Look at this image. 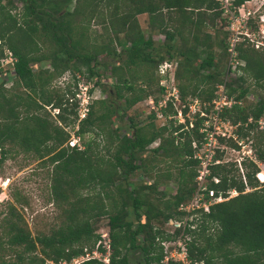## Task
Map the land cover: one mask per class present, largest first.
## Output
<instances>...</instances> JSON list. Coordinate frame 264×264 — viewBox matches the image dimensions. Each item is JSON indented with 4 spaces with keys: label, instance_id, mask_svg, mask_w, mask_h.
I'll return each instance as SVG.
<instances>
[{
    "label": "trees",
    "instance_id": "16d2710c",
    "mask_svg": "<svg viewBox=\"0 0 264 264\" xmlns=\"http://www.w3.org/2000/svg\"><path fill=\"white\" fill-rule=\"evenodd\" d=\"M19 1V14H11L10 8H5L0 0V58L6 56L4 49L13 57L12 64L9 63L10 76L9 71L5 72L10 85L5 87L0 76V163L12 149L37 158L46 157L51 164L50 194L66 206L61 224L49 233L31 234L15 204L5 201L0 212V264H42L44 259H69L95 241L93 223L101 216L107 217L110 264H128L127 252L137 250L142 253V264H160L163 254L158 239H169L179 233L180 227L173 229V236L165 232L166 222L182 219L185 211L178 206L191 198L195 188L197 160L191 157L190 141L201 135L196 127L176 131L181 124L174 126L171 119H165L162 125L155 124L153 113L147 115L145 123L139 124L127 110L153 92L150 87L152 83L156 85L152 73L157 63L173 59L181 100L190 96L209 102L216 84L223 83L226 97L233 102L222 108L220 117L240 125L238 133H242V124H246V130L256 128V120L264 116V61L259 55L251 54L255 50L243 49L241 42L237 43L236 57L243 65L233 68H239L241 74L231 79H216L220 75L221 57L227 61L225 75L229 69L233 71L228 64L226 36L223 34L212 42L209 32H200L205 22L199 11L209 13V26L213 27V19L222 11L216 0ZM245 1L248 0H231V5L237 8ZM99 8L106 9L99 23L107 40L85 51L80 39L74 36L76 27L79 29L82 22L87 25L95 16L99 18ZM139 14L146 15L149 29L163 35L164 40L158 46H153L150 36L141 30ZM73 17H77V22ZM40 36L49 39L53 48L40 54L39 59L48 60L56 76L72 60L84 66L87 77H99L98 69L106 62L98 56L104 54L110 58L112 90L105 99L94 102L95 108L90 104L86 116L77 123L75 106L68 103L73 92L66 88L60 94L49 89L52 72L34 73L30 67V62L37 60L32 54L40 50L37 42ZM83 36L79 32V37ZM213 44L219 48L218 57ZM78 64L69 68L72 76L74 72L81 73ZM137 79L146 87H135ZM250 86L259 92L253 102L243 104L241 99ZM156 92L161 97L158 85ZM45 106L57 108L55 119L49 116ZM170 112L167 103L162 113ZM115 117L124 124L114 125ZM74 123V135L79 138L85 133L94 135L82 141L81 149L66 144L69 132L64 126L73 127ZM263 132L264 127L257 131L258 141L252 144L255 159L264 164ZM155 138L159 139L158 145L147 149ZM146 151L150 153L145 155ZM159 163L172 166L175 172L169 168L158 172ZM243 166L245 184L239 176L236 178L233 163L210 167L218 182L209 181L207 187L221 191L223 196L230 188L237 194L209 205L207 212L190 211L196 214L186 220L183 228L188 236L184 242L190 264H264V184L254 177L257 171L254 162L246 160ZM133 173L142 178L152 173L153 178L134 184ZM159 177L174 180L175 192L165 200L158 197L153 203L144 190L154 192ZM246 185L250 190L245 191ZM111 187L114 192L110 191ZM15 201L20 203L18 198ZM81 264L102 263L90 259Z\"/></svg>",
    "mask_w": 264,
    "mask_h": 264
},
{
    "label": "rangeland",
    "instance_id": "374dc122",
    "mask_svg": "<svg viewBox=\"0 0 264 264\" xmlns=\"http://www.w3.org/2000/svg\"><path fill=\"white\" fill-rule=\"evenodd\" d=\"M1 4H3L5 8H10L11 14L13 13L19 14L21 8V2L19 0H9V1L1 0ZM72 5H73V1L70 4L69 9H71ZM220 6L221 4L219 5V7ZM263 6H264V0H248L243 2L241 5H239V7H237V9H235L234 15L237 17L235 18L236 20L234 24H231L229 13L221 11L219 16L213 19L212 22L213 27L209 26L211 23L208 18L209 13H206L204 11H199L200 18L205 22L200 26L201 27L200 32H209L212 36V42H215L216 40L220 39L223 34L226 36L225 37L226 41H228V38L233 33V30H238L240 31V33L238 34V39L235 42V44L241 42L242 44L241 47L243 49L252 48V50L255 51L251 52L249 50L251 54L259 55L260 58L264 61ZM97 15L99 16V18L95 16L91 21H89L87 25L84 22H82L81 23L82 26L79 29H77L76 27L77 33H75L74 36L75 38L80 39L82 45H84L85 47L84 48L85 51H91V47L93 45L105 42L107 40V37L105 35V30L103 26L99 23V19L106 15V9L99 8L97 10ZM17 16L18 15H16V17ZM17 18L19 19V17ZM72 19L73 21L77 22V17H73ZM137 20L143 33L146 36L149 35L150 38L152 39L153 46H158L163 42L164 38L162 34L160 33L158 34L156 32V29H149V26L146 23V17H140L137 15ZM186 29L187 27H184L183 31L186 32ZM81 31L84 33L83 37H79V32ZM245 33L250 34V38L252 39V41L248 39ZM118 36H121V34H118ZM111 38H113V35ZM175 41H177V38L175 39ZM37 42L40 46V50L32 54V56L37 57V60L31 61L30 67L32 68L34 73H37L40 70H48L52 72V67L49 61L48 60L43 61L39 59V56L42 53L50 52L53 48V45L49 39L43 36L37 38ZM256 43L257 46H255ZM116 48L118 49V46H116ZM212 49L215 52L216 57H218V55L220 54L219 48L215 46V44H213ZM5 51L6 49H4V52ZM98 58L106 62V65L104 67H100L98 69V72L100 74L99 77L96 76L87 77L86 73L84 72V66L79 65L78 62H73L71 60L67 65L68 67H66L67 69L63 70L59 75L56 76L52 72L53 75L50 77V81L48 83L49 89H54L61 94V92H65V89L68 88L73 92V95L68 97V103L72 105L74 104L75 106V101L72 99V97L74 96V93L77 90V82H80L83 85H86L87 92L90 95L89 105L93 104V108H95L97 104L94 102L106 98L107 93L112 90V84L114 81V78L110 76V71H109L111 65L110 58L104 54L99 55ZM239 62L243 64L242 60ZM55 64L59 69L60 67L59 60H57ZM72 64H76V65L78 64L81 73L74 72L72 76L71 70L69 69L71 68ZM226 65H227V61L224 59V57H221L219 60L220 75L216 79H222V80L231 79L241 74L240 69L238 70L239 71L238 72L234 68L233 71L229 69L228 73H226L225 75ZM0 66H1L0 76L3 77L4 79L3 85L7 87L10 85V79H6L5 72L9 71L10 72L9 76H10L11 67L8 62H4V61L0 63ZM152 75L154 79L153 82L155 81L156 85L154 86V83H152V86L150 88H152L153 92L150 94V96L153 99L156 98L154 100H157L160 97H158L159 95L156 92V87L158 85L157 83L158 78L157 75L155 74V70L153 71ZM174 79H175V84L177 86V80L175 77ZM96 81L98 83H95ZM235 84L237 83L235 82L232 83L233 86H235ZM245 84H241V86H244ZM134 86L135 87L139 86L144 88L146 87L145 84L139 79L135 80ZM258 92H259L258 89L253 90L252 86H250L248 89V93L241 99V102L243 104L248 102H253L256 97L255 95ZM186 97H190V96H186ZM144 100L135 103L131 108L127 110V114L129 116H132L133 119L136 120L139 124L145 123L148 120L147 119L148 107L147 104H145ZM203 102H207V101H203ZM45 110L51 118L54 119L56 118L55 112L49 106H45ZM259 119H261L264 122V116L260 117ZM155 120H154L155 124H159V125H162L166 122L165 120L159 118H156ZM221 120L227 121L222 118ZM113 124L120 125L124 123L121 119L115 117ZM238 126L240 125L231 124L229 127L226 123H220L219 128L221 130L225 129L226 134L230 133L233 136H235V140L240 142L241 144L242 143L247 144L248 146L243 147V149L249 147L251 150V154L253 155L252 143L253 142L256 143L258 141L257 131L263 129V127L259 128L258 123L256 122V128L246 130V124H242L241 132L244 133L242 134L237 132ZM64 129L69 132V136L72 134L74 135L73 131L75 130V123L73 127H71L70 125L64 126ZM93 136L94 135L92 133H85L82 135L81 138H79L80 140L79 142L82 145V141H86L87 139ZM218 146L220 147L224 146L225 149L222 150L216 149V155L221 159L228 160L227 161L228 163H232L231 159L238 156L237 154H235L230 150L232 147H237L235 141L230 136L229 137L218 136ZM149 153L150 152L146 151L145 155H148ZM255 162L258 166L257 171L264 172V164L257 160ZM163 168H167V169L169 168L168 170H170L171 172H175L172 166L167 167L164 163H159L157 165L158 172H162ZM247 170H251V168H247ZM243 171H245L244 167H243ZM50 173H51V164L47 162L46 157L37 158L31 153H23L20 151H15V149L10 150V152L7 154V157L0 163V212L3 210L5 201L13 202V204H15L19 212L22 214L25 223L27 225V228L29 229L31 234L49 233L50 229L56 228L59 224L63 222L65 217L63 214V208H65L66 204L61 201L54 200L50 194V189H49L51 182ZM236 174H238V171L235 172V175ZM237 176L239 175H236V178ZM152 178H153L152 173H150L148 177L145 176L144 178L142 177L140 178L137 175V173H133L131 175V181L134 184H136L137 182L143 183L144 181L145 182L151 181ZM155 185H156L155 191L152 193L148 192L147 190H144V194L148 196V198L153 203H156V198L158 197L161 198L162 200H165L169 198L171 195H173L175 192L176 182H174V180L172 179L165 180L159 177ZM246 187L248 190H250L248 185H246ZM110 191L114 192V188L111 187ZM15 198H18L20 200V203H16ZM156 205L160 206V204H156ZM106 227H107L106 216H101L97 218L93 223L94 233H96L97 230L101 228L104 229ZM166 228H169V226H166ZM137 238L138 240H140L141 236L138 235ZM127 262L128 264H136V263L142 264L143 263L142 253L138 250L134 252L132 251L127 252Z\"/></svg>",
    "mask_w": 264,
    "mask_h": 264
},
{
    "label": "built area",
    "instance_id": "2783aa9c",
    "mask_svg": "<svg viewBox=\"0 0 264 264\" xmlns=\"http://www.w3.org/2000/svg\"><path fill=\"white\" fill-rule=\"evenodd\" d=\"M216 1L219 3V5L221 4L220 7L222 8L223 12L229 13L231 24H234L236 20L235 18L237 17L234 15V13L235 9L237 8L231 5V0ZM239 33L240 31L233 30V33L227 41L226 51L228 53V64L231 65L232 68L235 65H243L241 62H239L241 60L236 57L235 50V42L238 39ZM245 35H247L248 39L252 41L250 34L245 33ZM255 46H257V43ZM5 54V57L0 58V63L4 61L12 64L13 57L10 52L6 50ZM175 68L176 61L173 59H163L157 63L155 67V74L158 78V86L161 88V97L157 100H154L150 95L146 97L144 101L148 107L147 112L148 114L153 113L155 118L162 120L171 119L174 126L181 124V126L176 131H189L196 127L197 132L200 133L201 136L197 140L191 138L190 141V147L192 149L191 157L197 160L196 174L193 177L195 188L191 198L185 204L178 206V209L185 211V215L182 217V219L179 221L169 219L166 222V226H169V228H166L165 232L171 235L173 234L174 228L180 227L179 233L174 236L171 235L173 237H170L169 239H158V244L160 245L161 252L163 254L160 264H167L169 261H173L175 264H190L186 255V247L184 242V240L188 239V236L183 231L186 220H190L196 214V212L190 213V211L201 209L202 211L207 212L209 205L220 202L237 194L236 190L230 188L225 192L226 196H223L221 191L215 192L214 189L208 188L206 185L209 181H212L213 183L218 182V178L211 175L210 167L214 164L228 163V160L221 159L216 155V149H225L224 146H218V136H230L235 141L237 147H232L230 150L238 156L231 159V161L233 163V167H235L238 171L240 180L244 184V160H249L256 164L255 155L254 153L253 155L251 154L250 148L247 147L246 149H243V147L248 146L247 144H241L235 140V136L230 133L226 134L225 129L221 130L219 128L220 123H226L229 127L231 125V123L229 124L228 121H222L220 117V111L222 108L224 106H229L233 102L232 98L226 97L224 92V84H216L214 97L209 102H201L196 97H186L184 100H181L174 79ZM235 70L238 71L239 68H235ZM72 99L75 101L74 108L77 116V123V121L83 119L86 116L88 111L90 95L87 92L86 85L77 82V90L75 91ZM167 103L170 104L172 112L163 115L162 110L166 107ZM52 109L56 114L57 108ZM247 121H250V118H248ZM256 122L258 123L259 128L264 127V122L261 119L256 120ZM79 141V137L72 134L68 137L66 143L70 147L81 149L82 145ZM158 141L159 139L155 138L146 146V148L151 149L157 146ZM254 177L258 179L259 183L264 184V172L255 171ZM246 190L248 189L245 186V191ZM96 233L97 237L92 245L83 246L79 254L69 259H44L42 264H81L90 259H95L102 264H110L109 255L111 252V246L108 230L106 228H101L97 230ZM193 264H201V262H195Z\"/></svg>",
    "mask_w": 264,
    "mask_h": 264
},
{
    "label": "crops",
    "instance_id": "0c3cea01",
    "mask_svg": "<svg viewBox=\"0 0 264 264\" xmlns=\"http://www.w3.org/2000/svg\"><path fill=\"white\" fill-rule=\"evenodd\" d=\"M138 16H140V17H146L145 14H139Z\"/></svg>",
    "mask_w": 264,
    "mask_h": 264
}]
</instances>
